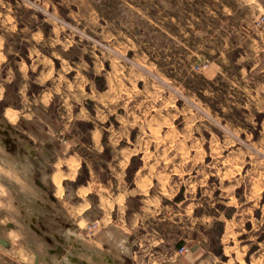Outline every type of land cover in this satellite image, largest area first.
Returning a JSON list of instances; mask_svg holds the SVG:
<instances>
[{
	"label": "rangeland",
	"instance_id": "rangeland-1",
	"mask_svg": "<svg viewBox=\"0 0 264 264\" xmlns=\"http://www.w3.org/2000/svg\"><path fill=\"white\" fill-rule=\"evenodd\" d=\"M6 1L0 0V31L12 29L18 13L26 19L23 31H43V53L70 56L65 64L77 67L79 78L89 76L100 91L106 89L107 75L120 82L118 98L127 112L121 108L118 114L136 124L140 139L158 141V147L145 150L176 187L184 184L176 199L186 186L208 205L206 214L218 217L208 229L212 249L227 261L221 237L226 219L234 220L230 244L243 264H264V31H256V40L247 31L264 26V15L258 16L264 0ZM20 38L28 43L27 35ZM54 60L60 68L61 59ZM76 74L72 70L69 76ZM85 104L94 114L95 102ZM117 116L109 122L114 129L120 124ZM76 125L87 133L95 123L79 120ZM141 162L136 157L128 169L131 186ZM16 191L19 209L12 199L0 206L7 216L0 229L5 236L7 219L18 226L30 220L20 215L21 204L43 210ZM61 220L69 223L66 216L59 223L49 220L44 231H58ZM84 227L89 234L98 228L91 221ZM26 238L36 239L33 234ZM28 255L18 245L11 253L0 246V264H34Z\"/></svg>",
	"mask_w": 264,
	"mask_h": 264
},
{
	"label": "crops",
	"instance_id": "crops-1",
	"mask_svg": "<svg viewBox=\"0 0 264 264\" xmlns=\"http://www.w3.org/2000/svg\"><path fill=\"white\" fill-rule=\"evenodd\" d=\"M13 18L15 26L0 31V206L12 199L19 209L14 200L19 188L43 210L21 204L20 215L30 220L22 219L20 226L5 221L8 233L0 236L9 247L0 245L2 249L11 253L18 245L20 252L32 254L34 264H243L242 254L230 244L234 220L226 219L221 237L224 261L212 249L208 233L218 217L206 214L208 205L186 186L181 200L176 199L184 184L176 187L174 178L158 171L145 150L158 147V141L140 139L134 133L136 124L118 114L121 108L127 112L118 98L120 82L107 75L106 89L100 91L89 76L79 78V69L65 64L70 56L43 53V31H23L26 19L18 13ZM247 31H253L256 40V31H264V26ZM55 58L61 59L60 68ZM72 70H77L75 78L69 76ZM87 100L95 102L94 114ZM115 115L120 124L114 129L109 122ZM79 120L95 126L80 131ZM136 157L142 162L131 186L128 169ZM29 185L35 191L27 189ZM5 212L0 207V229ZM62 216L69 223L61 220L58 231H44L47 221L59 223ZM90 221L98 227L91 234L84 227ZM28 234L36 239H27ZM183 245L186 252H180Z\"/></svg>",
	"mask_w": 264,
	"mask_h": 264
},
{
	"label": "water",
	"instance_id": "water-1",
	"mask_svg": "<svg viewBox=\"0 0 264 264\" xmlns=\"http://www.w3.org/2000/svg\"><path fill=\"white\" fill-rule=\"evenodd\" d=\"M0 244L5 246V247H9V242L7 239L3 238L0 236Z\"/></svg>",
	"mask_w": 264,
	"mask_h": 264
},
{
	"label": "built area",
	"instance_id": "built-area-1",
	"mask_svg": "<svg viewBox=\"0 0 264 264\" xmlns=\"http://www.w3.org/2000/svg\"><path fill=\"white\" fill-rule=\"evenodd\" d=\"M188 250L187 246H183L181 249H180V252H186Z\"/></svg>",
	"mask_w": 264,
	"mask_h": 264
},
{
	"label": "trees",
	"instance_id": "trees-1",
	"mask_svg": "<svg viewBox=\"0 0 264 264\" xmlns=\"http://www.w3.org/2000/svg\"><path fill=\"white\" fill-rule=\"evenodd\" d=\"M40 231V230H39Z\"/></svg>",
	"mask_w": 264,
	"mask_h": 264
}]
</instances>
